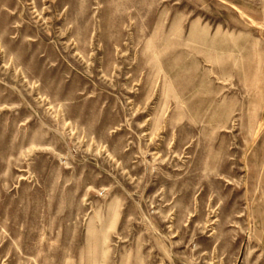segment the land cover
Returning a JSON list of instances; mask_svg holds the SVG:
<instances>
[{
    "label": "rangeland",
    "instance_id": "1",
    "mask_svg": "<svg viewBox=\"0 0 264 264\" xmlns=\"http://www.w3.org/2000/svg\"><path fill=\"white\" fill-rule=\"evenodd\" d=\"M0 264H264V0H0Z\"/></svg>",
    "mask_w": 264,
    "mask_h": 264
}]
</instances>
